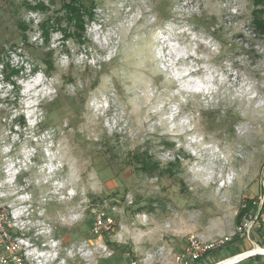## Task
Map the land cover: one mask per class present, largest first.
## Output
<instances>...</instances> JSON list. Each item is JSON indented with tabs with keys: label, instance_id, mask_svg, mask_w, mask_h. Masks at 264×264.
<instances>
[{
	"label": "rangeland",
	"instance_id": "374dc122",
	"mask_svg": "<svg viewBox=\"0 0 264 264\" xmlns=\"http://www.w3.org/2000/svg\"><path fill=\"white\" fill-rule=\"evenodd\" d=\"M38 1L49 10L23 5ZM49 1L0 0V205L17 210L13 231L65 264H174L190 235H232L243 205L264 201V0H95L82 35L63 22L45 40ZM100 214L111 223L95 233ZM240 246L252 249L233 239L195 264Z\"/></svg>",
	"mask_w": 264,
	"mask_h": 264
},
{
	"label": "built area",
	"instance_id": "2783aa9c",
	"mask_svg": "<svg viewBox=\"0 0 264 264\" xmlns=\"http://www.w3.org/2000/svg\"><path fill=\"white\" fill-rule=\"evenodd\" d=\"M21 208L28 213L30 206L23 203ZM241 216L234 232L230 236L211 240H202L195 235L187 238L183 250L174 256V264H195L203 256L223 249L233 239L245 243L252 249H264V201L256 199L251 202ZM17 210L7 209L0 205V264H65V260L58 258V247H52L54 258L47 250L46 245L34 246L23 233L13 231L19 220ZM111 223L102 214L95 218L93 231L97 233ZM264 256V255H261ZM129 264H137L129 260Z\"/></svg>",
	"mask_w": 264,
	"mask_h": 264
},
{
	"label": "trees",
	"instance_id": "16d2710c",
	"mask_svg": "<svg viewBox=\"0 0 264 264\" xmlns=\"http://www.w3.org/2000/svg\"><path fill=\"white\" fill-rule=\"evenodd\" d=\"M49 3L53 6L55 4H59V9L57 10V15L53 19L47 18L39 25V30L41 31V34L45 40H47L50 30H53L54 27H59L63 22L67 27H69V29L66 28L61 30L64 36L67 37L70 35V28H72L73 32H78V34L82 35L84 33L85 20H90L93 17L95 0H58L57 2L50 0ZM23 5L26 9L31 11L40 10L41 12H46L49 10L43 1H38L34 5L29 3H23ZM16 26L20 33L21 39L25 43L27 40L26 32L28 30V26L23 21L18 22ZM262 26L264 27V24H262ZM81 35L77 36L81 37ZM12 72V74H18L19 70H12ZM138 162L140 164V168L144 171L155 172L157 170L156 168L158 165L151 162L149 159H147V157L142 158ZM241 215L242 212L239 214V217Z\"/></svg>",
	"mask_w": 264,
	"mask_h": 264
},
{
	"label": "water",
	"instance_id": "95a60500",
	"mask_svg": "<svg viewBox=\"0 0 264 264\" xmlns=\"http://www.w3.org/2000/svg\"><path fill=\"white\" fill-rule=\"evenodd\" d=\"M264 255V249L263 248H258V249H250L244 252H241L239 254H236L234 256L231 257V259H234L235 261L233 263H229V264H238L244 260L253 258V257H257V256H261ZM222 261H219L215 264H220Z\"/></svg>",
	"mask_w": 264,
	"mask_h": 264
},
{
	"label": "bare ground",
	"instance_id": "6f19581e",
	"mask_svg": "<svg viewBox=\"0 0 264 264\" xmlns=\"http://www.w3.org/2000/svg\"><path fill=\"white\" fill-rule=\"evenodd\" d=\"M234 261H235L234 259L228 258L223 260L220 264H229V263H233Z\"/></svg>",
	"mask_w": 264,
	"mask_h": 264
},
{
	"label": "crops",
	"instance_id": "0c3cea01",
	"mask_svg": "<svg viewBox=\"0 0 264 264\" xmlns=\"http://www.w3.org/2000/svg\"><path fill=\"white\" fill-rule=\"evenodd\" d=\"M240 250H238L237 252H235V254L236 253H241L242 251H244L243 249H242V247L240 246V248H239ZM0 254H1V252H0ZM253 258H256V257H253Z\"/></svg>",
	"mask_w": 264,
	"mask_h": 264
}]
</instances>
